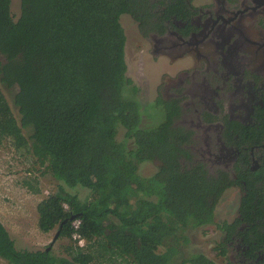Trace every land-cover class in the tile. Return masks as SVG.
Returning <instances> with one entry per match:
<instances>
[{"label":"trees","instance_id":"obj_1","mask_svg":"<svg viewBox=\"0 0 264 264\" xmlns=\"http://www.w3.org/2000/svg\"><path fill=\"white\" fill-rule=\"evenodd\" d=\"M182 2L21 0L16 19L12 0H0V145L9 141L52 177L38 225L68 241L62 256L50 247L20 250L0 220L2 264H218L182 248L189 230L215 224L229 184L181 164L189 158L184 134L171 115L144 122L140 89L128 76L122 18L143 31L155 7ZM5 91L14 93L16 113ZM145 163L158 167L152 176L140 173ZM73 216L85 247L72 238ZM214 250L224 257L225 242Z\"/></svg>","mask_w":264,"mask_h":264},{"label":"flooded vegetation","instance_id":"obj_2","mask_svg":"<svg viewBox=\"0 0 264 264\" xmlns=\"http://www.w3.org/2000/svg\"><path fill=\"white\" fill-rule=\"evenodd\" d=\"M184 1L155 7L143 31L132 18L163 60L156 104L184 134L181 164L229 184L208 226L226 244L222 264H264V0Z\"/></svg>","mask_w":264,"mask_h":264},{"label":"rangeland","instance_id":"obj_3","mask_svg":"<svg viewBox=\"0 0 264 264\" xmlns=\"http://www.w3.org/2000/svg\"><path fill=\"white\" fill-rule=\"evenodd\" d=\"M210 1L193 0V3L199 7ZM11 10L18 19L21 13V0H12ZM121 21L128 39L126 55L128 76L140 89L139 99L146 109L144 122L155 126L165 118L163 108L156 104L159 97L157 87L162 80L163 60L158 63L153 62L149 42L140 38L139 29L132 17L124 16ZM5 95L16 113L13 104L14 93L5 91ZM123 133L121 131L120 141ZM33 159H30V162L27 161L26 157L12 147L9 141L0 145V220L15 239L20 250L37 251L51 247L55 254L62 256L65 255L64 248L68 241L57 239L53 242L56 230L45 234L39 229L37 206L55 189V183L49 174H42L43 169L34 165L31 162ZM157 169L156 164L145 163L140 167V173L144 177H149ZM81 194L84 197L86 192L82 191ZM228 202L229 198L219 205L220 214L224 215ZM209 228L188 231L191 243L182 248L183 255L201 251L216 263L222 264L223 258L214 250L220 237ZM176 261L182 262V256H178ZM0 264H2L1 260Z\"/></svg>","mask_w":264,"mask_h":264},{"label":"built area","instance_id":"obj_4","mask_svg":"<svg viewBox=\"0 0 264 264\" xmlns=\"http://www.w3.org/2000/svg\"><path fill=\"white\" fill-rule=\"evenodd\" d=\"M65 208H67V205H65ZM73 228H74V233H73V240L76 241L78 243V245L80 247H85L86 246V242L85 240L82 238V236L79 233L80 230V226H81V220L80 219H75L73 221Z\"/></svg>","mask_w":264,"mask_h":264},{"label":"water","instance_id":"obj_5","mask_svg":"<svg viewBox=\"0 0 264 264\" xmlns=\"http://www.w3.org/2000/svg\"><path fill=\"white\" fill-rule=\"evenodd\" d=\"M74 219H75L74 216L71 217V221H73ZM58 236H59V233L57 232L56 235H55V237H54V239H53V242L57 240ZM50 248H51V247H50ZM50 248H49V249H50Z\"/></svg>","mask_w":264,"mask_h":264},{"label":"clouds","instance_id":"obj_6","mask_svg":"<svg viewBox=\"0 0 264 264\" xmlns=\"http://www.w3.org/2000/svg\"><path fill=\"white\" fill-rule=\"evenodd\" d=\"M75 220V219H74ZM223 258V257H222Z\"/></svg>","mask_w":264,"mask_h":264}]
</instances>
